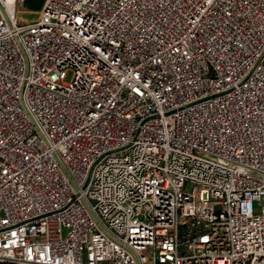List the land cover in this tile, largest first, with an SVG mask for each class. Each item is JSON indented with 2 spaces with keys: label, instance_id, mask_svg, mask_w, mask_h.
Returning a JSON list of instances; mask_svg holds the SVG:
<instances>
[{
  "label": "built area",
  "instance_id": "1",
  "mask_svg": "<svg viewBox=\"0 0 264 264\" xmlns=\"http://www.w3.org/2000/svg\"><path fill=\"white\" fill-rule=\"evenodd\" d=\"M24 2L0 0V264H264V0Z\"/></svg>",
  "mask_w": 264,
  "mask_h": 264
},
{
  "label": "crops",
  "instance_id": "2",
  "mask_svg": "<svg viewBox=\"0 0 264 264\" xmlns=\"http://www.w3.org/2000/svg\"><path fill=\"white\" fill-rule=\"evenodd\" d=\"M47 0H25L22 3L23 9L20 8V14L26 15L28 19H31V16H37L43 9Z\"/></svg>",
  "mask_w": 264,
  "mask_h": 264
},
{
  "label": "rangeland",
  "instance_id": "3",
  "mask_svg": "<svg viewBox=\"0 0 264 264\" xmlns=\"http://www.w3.org/2000/svg\"><path fill=\"white\" fill-rule=\"evenodd\" d=\"M20 8L23 9V6L21 5ZM31 17H32L31 19H33V20H35V19L37 18L36 15H35V16L33 15V16H31ZM20 19H21V21H26V20H28V18L26 17V15H23V14H20ZM193 188H194V185H192V184H188V185L186 186V191H187V192H191V191L193 190Z\"/></svg>",
  "mask_w": 264,
  "mask_h": 264
},
{
  "label": "water",
  "instance_id": "4",
  "mask_svg": "<svg viewBox=\"0 0 264 264\" xmlns=\"http://www.w3.org/2000/svg\"><path fill=\"white\" fill-rule=\"evenodd\" d=\"M4 16H5V18L7 19V17H6V15H5V13H4Z\"/></svg>",
  "mask_w": 264,
  "mask_h": 264
},
{
  "label": "trees",
  "instance_id": "5",
  "mask_svg": "<svg viewBox=\"0 0 264 264\" xmlns=\"http://www.w3.org/2000/svg\"><path fill=\"white\" fill-rule=\"evenodd\" d=\"M5 264H11V263H5Z\"/></svg>",
  "mask_w": 264,
  "mask_h": 264
}]
</instances>
